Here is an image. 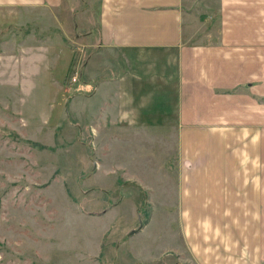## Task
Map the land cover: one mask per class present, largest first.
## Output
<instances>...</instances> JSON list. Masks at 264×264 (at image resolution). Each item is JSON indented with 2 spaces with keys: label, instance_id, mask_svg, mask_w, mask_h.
Returning <instances> with one entry per match:
<instances>
[{
  "label": "rangeland",
  "instance_id": "obj_1",
  "mask_svg": "<svg viewBox=\"0 0 264 264\" xmlns=\"http://www.w3.org/2000/svg\"><path fill=\"white\" fill-rule=\"evenodd\" d=\"M208 6L214 7L201 0L192 10L207 15ZM78 7L67 5L72 14ZM84 18L67 39L52 17L0 28V264H202V241L190 244L183 231L202 226V213H187L193 204L189 195L209 188L208 175L223 189L249 185V178L236 181L238 157L241 162L246 151L236 148L234 132H221L220 154L195 149L185 159L187 134L96 127L100 98L84 87L92 91L98 82L86 77L102 73L90 64L114 55L89 46L97 42L93 30L88 40L80 38L91 26L88 15ZM201 22L194 28L210 29L212 37L198 40L218 41V21ZM43 40H49L48 50L25 49ZM70 58L78 78L64 85ZM85 62L84 77L79 70ZM259 154L262 188V149ZM260 208L236 217L263 227ZM139 221L141 230L128 235Z\"/></svg>",
  "mask_w": 264,
  "mask_h": 264
},
{
  "label": "crops",
  "instance_id": "obj_2",
  "mask_svg": "<svg viewBox=\"0 0 264 264\" xmlns=\"http://www.w3.org/2000/svg\"><path fill=\"white\" fill-rule=\"evenodd\" d=\"M69 2L79 5L73 14ZM209 2L213 9L208 6L207 15L196 16L192 6L201 0H0V28L52 17L58 34L67 39L88 15L91 26L80 38L88 40L93 30L97 42L89 46L114 55L104 64H90L102 73L86 77L98 82L92 91L84 87L85 93L100 98L98 128L187 134V142L182 137L183 150L189 142L185 159L195 149L220 154L217 133L234 132L236 148L246 151L241 162L238 157L236 181L245 177L250 184L223 189L202 173L211 184L189 195L193 204L187 210L203 214L202 226L183 231L190 244L202 241V264H262L264 226L239 221L236 215L257 214L264 206V187L259 186L260 149L264 159V0ZM210 19L220 25L219 40H198L210 36V29L194 28L195 21L205 24ZM44 40L25 49L40 54L50 48ZM87 67L85 62L80 75ZM219 90L232 93L220 95ZM195 134L205 135L200 139ZM198 202L201 208H195Z\"/></svg>",
  "mask_w": 264,
  "mask_h": 264
},
{
  "label": "trees",
  "instance_id": "obj_3",
  "mask_svg": "<svg viewBox=\"0 0 264 264\" xmlns=\"http://www.w3.org/2000/svg\"><path fill=\"white\" fill-rule=\"evenodd\" d=\"M74 62V59L73 58H71V61H70V63H69V65H68V69H67V72H66V75H65V78H64V85H67V84H69V82H70V78H71V76L73 75V63Z\"/></svg>",
  "mask_w": 264,
  "mask_h": 264
},
{
  "label": "built area",
  "instance_id": "obj_4",
  "mask_svg": "<svg viewBox=\"0 0 264 264\" xmlns=\"http://www.w3.org/2000/svg\"><path fill=\"white\" fill-rule=\"evenodd\" d=\"M78 70L76 69L75 72L73 73V75L70 78V83H75L77 81L78 78V74H77Z\"/></svg>",
  "mask_w": 264,
  "mask_h": 264
},
{
  "label": "water",
  "instance_id": "obj_5",
  "mask_svg": "<svg viewBox=\"0 0 264 264\" xmlns=\"http://www.w3.org/2000/svg\"><path fill=\"white\" fill-rule=\"evenodd\" d=\"M140 230H141V223H140V221H139V228H138L137 230H133V231L129 232L128 235L136 234V233L139 232Z\"/></svg>",
  "mask_w": 264,
  "mask_h": 264
}]
</instances>
